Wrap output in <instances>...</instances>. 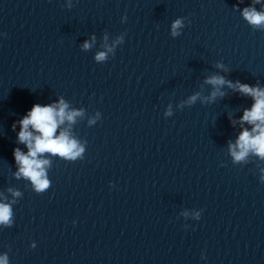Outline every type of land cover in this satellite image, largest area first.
<instances>
[{
    "label": "clouds",
    "instance_id": "obj_1",
    "mask_svg": "<svg viewBox=\"0 0 264 264\" xmlns=\"http://www.w3.org/2000/svg\"><path fill=\"white\" fill-rule=\"evenodd\" d=\"M243 2V0H241ZM262 0H252V5L261 4ZM69 10L73 7L72 0L64 5ZM234 7H237L234 5ZM241 16L244 21L254 30L264 31V6L261 10H257L254 6L244 7L241 10ZM186 17L176 18L170 25V36L176 38L181 35L183 28L186 26ZM127 17L121 18V22H126ZM190 23V21H189ZM125 33L116 37L112 45L107 43L104 45L106 51H99L95 54L96 62H104L108 59V54L115 51V46L123 43ZM107 35L104 39L107 40ZM95 42V36L92 42L86 41L82 48L89 50ZM215 67L223 71H230L222 62H217ZM204 84L211 86V91L207 96H202L201 92H195L182 101L178 107L183 109L185 106H193L200 101L201 104H212L218 98L225 97L226 93L222 90L225 86L233 92H238L242 96L251 97L253 103L250 108L243 111V115L239 121L233 120L231 115L229 119L232 124L239 123L242 127L235 143H228V153L233 164L246 163L250 155L264 162V87L257 82L256 85L250 86L248 83H241L239 80L235 82L226 79L219 74H212L204 79ZM85 115L84 109L69 110V104L63 98L58 103L49 105L34 104L31 110L20 119L17 123L20 130L17 134L18 143L23 144L27 148V152H23L19 147L13 150L15 163L18 171L14 173L17 179L23 178L30 182L32 191L37 194H43L52 186V181L48 175V169L51 167V160L45 158V154L52 157H59L67 162H75L83 160L86 152L87 141L83 143L70 135L67 128L61 126L68 122L69 125L74 124L78 117ZM164 115L171 116L172 110L169 105ZM101 119V113L97 111L94 117L88 119V124L95 125L97 120ZM251 126L250 129L243 125ZM13 130L16 123L12 125ZM59 130V134H57ZM259 182L264 184V167L260 168ZM13 199L8 200L3 193H0V226L11 228L14 224L13 205L18 203L17 198H21L23 193L14 188H8ZM202 209L195 212L193 218L199 220L201 218ZM182 215L187 217V211ZM75 223V221L73 222ZM185 228L188 226L185 225ZM30 247L35 248L33 242ZM202 258H205L202 254ZM0 264H10L8 253L0 255Z\"/></svg>",
    "mask_w": 264,
    "mask_h": 264
}]
</instances>
